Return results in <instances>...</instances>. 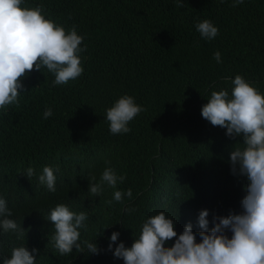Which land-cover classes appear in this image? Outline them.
Returning <instances> with one entry per match:
<instances>
[{
	"label": "trees",
	"instance_id": "trees-1",
	"mask_svg": "<svg viewBox=\"0 0 264 264\" xmlns=\"http://www.w3.org/2000/svg\"><path fill=\"white\" fill-rule=\"evenodd\" d=\"M233 2L24 0L22 7L44 5L45 18L66 31L75 25L87 50L79 54L80 77L54 86L53 73L34 70L22 80L19 104L0 109V187H27L22 199L8 204L30 239L6 246L4 257L31 241L39 250L36 264H124L108 251L113 232L120 233L114 250L120 242L131 247L145 219L161 211L174 218L178 235L188 223L194 233L202 230V210L209 211V229L213 217L242 212L247 180L233 175L230 164L236 140L201 115L212 91L231 93L236 75L264 94V0ZM205 19L219 29L210 41L196 30ZM124 95L145 111L129 122V133L113 135L106 110ZM46 108L53 110L48 119ZM44 166L54 169L55 192L39 183ZM109 166L126 174L125 181L92 196L90 176L99 183ZM29 167L31 179L23 175ZM129 188L132 200L113 199L114 191ZM58 203L87 213L80 240L96 241L100 254L74 248L61 256L47 242L46 219Z\"/></svg>",
	"mask_w": 264,
	"mask_h": 264
},
{
	"label": "clouds",
	"instance_id": "clouds-1",
	"mask_svg": "<svg viewBox=\"0 0 264 264\" xmlns=\"http://www.w3.org/2000/svg\"><path fill=\"white\" fill-rule=\"evenodd\" d=\"M23 3L24 0H0V109L4 110L19 104L24 89L22 80L34 70L46 68L53 73L54 86L66 85L84 72L79 54L87 47H81L84 37L78 34L76 26L66 31L62 25L45 18L44 5L28 8L22 7ZM243 3L244 0H234L232 6ZM196 30L209 41L219 34L218 27L207 19L198 21ZM214 59L222 62L219 51ZM231 84V93L227 89L210 93L201 115L211 125L226 129V135L236 140L230 152V164L233 175L247 180L242 212L213 217V227L209 229V211L202 210L198 218L202 230L194 233L192 224L188 223L178 235L174 218L161 211L145 219L131 247L120 242L114 250L120 233L113 232L108 251L124 264H264V94L242 75L231 79ZM143 111L145 109L134 97H120L106 110L110 133H129V122ZM43 115L48 119L53 110L46 108ZM105 164L110 165L111 161L105 160ZM34 174V168L29 167L23 175L31 179ZM125 179L126 174L118 176L109 166L104 169L99 183L95 182V175L90 176L88 191L99 197L105 185L116 189L118 181L123 183ZM38 180L49 191H56V176L51 166L43 167ZM16 189L9 191L7 187H0V258L5 255L6 246L29 239L24 226L17 223L9 209L8 202L16 204L25 196L27 187L21 183ZM125 198L133 199L130 188L114 191L116 202L123 204ZM126 211L135 209L127 208ZM46 220L47 242H52L61 256L72 253L74 248L80 253H85L86 249L90 255L100 254L96 241L80 240L79 229H87L86 212L77 213L58 203L50 207ZM197 235L200 242H197ZM174 238V244L168 245ZM12 247L10 258L4 257L2 264H36L35 253L39 250L31 241Z\"/></svg>",
	"mask_w": 264,
	"mask_h": 264
}]
</instances>
